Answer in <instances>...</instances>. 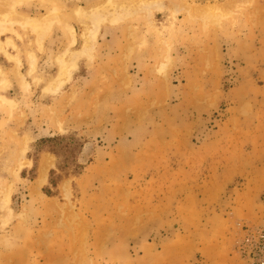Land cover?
<instances>
[{"label":"rangeland","instance_id":"1","mask_svg":"<svg viewBox=\"0 0 264 264\" xmlns=\"http://www.w3.org/2000/svg\"><path fill=\"white\" fill-rule=\"evenodd\" d=\"M140 1L0 7V264H264V0Z\"/></svg>","mask_w":264,"mask_h":264},{"label":"bare ground","instance_id":"2","mask_svg":"<svg viewBox=\"0 0 264 264\" xmlns=\"http://www.w3.org/2000/svg\"><path fill=\"white\" fill-rule=\"evenodd\" d=\"M22 1L23 0H0V7H2L4 5L6 8H9V10H10L11 8L12 9L15 8V5H17L18 3H21ZM33 1H36V3L38 5H40L41 8H43L46 13H39V15L35 16V17L34 16L29 17V16H27V14L24 13L25 15L20 14L16 20L19 23H22L23 25H27V26H31V27L34 26L35 29H37L38 27H41V26H44V27L45 26H52V23L55 20H57L58 23L63 24L65 26L66 30L70 33V36L72 37L71 40H72L73 44L76 42V36H75L76 35V29L70 24L71 23L70 20L71 21L75 20L78 23L80 22L85 27V29H84L85 30L84 31V39L85 40H84V45L82 44L83 48L81 50L84 49V52H82V53H86V54H89L92 51L94 41L96 38V34L98 33V31L100 29V22H101L100 20H102L103 19L102 17L105 16L104 11L94 12V13H93V11L96 8L98 9V7L105 2H107L108 5H111V2H112V0H104L103 3H102L103 0H88L86 8L79 6L77 3H72L71 7L68 8V10H63V7L61 6V2L63 3V0H33ZM159 1L160 0H153L152 2H154L156 6H159L160 5ZM178 1L179 0H177V2ZM196 1L197 0H193L190 3H185L184 7L191 10V12H192L193 10H192V8L189 7V4L195 3ZM200 1L202 2L203 0H200ZM206 3H208V9L210 11H215V9H216V6L214 5L215 2H209L207 0ZM140 4L146 10H148L149 7L151 6L149 1H147V0H141ZM57 6L59 8V12L57 11ZM95 6H97V7H95ZM182 6L183 5H180V7H182ZM195 7L197 9L201 8L200 6H195ZM107 8H109V7H107ZM87 10H89L93 14L91 15ZM99 11H101V9ZM55 12H57V13H55ZM108 12H110V11L108 10ZM129 14H132V12ZM200 14H202V13H200ZM120 17H121V15H119L115 20H113L114 23L118 22V20H119L118 18H120ZM85 19H87L88 21H86ZM9 41H10V39H9ZM81 50L80 51L77 50L76 55L81 54ZM32 56H34V55H32ZM76 58L77 57H75V59ZM73 59H74V57H73ZM60 63H61V65H60L61 73H60V76L57 77V79L55 80V81H57L56 87H58V88L60 86H62L63 83H65L66 80H64V79L69 80V78H70V72H69V68H68L67 64L63 60ZM46 66H48V65H46ZM44 67L45 66H43V68ZM33 71H34V67H33V69L31 68V70H29V72H33ZM0 101L6 103V105L11 102L10 99H8L7 97H4V96H0ZM45 177H46V168L44 170H42V174H41L40 179L38 181V186L42 185L45 182Z\"/></svg>","mask_w":264,"mask_h":264},{"label":"crops","instance_id":"3","mask_svg":"<svg viewBox=\"0 0 264 264\" xmlns=\"http://www.w3.org/2000/svg\"><path fill=\"white\" fill-rule=\"evenodd\" d=\"M33 6H34L36 9H38L39 13H43V11H45L43 8L35 6V5H34V2L30 5V7L34 8ZM39 13H37V14H39ZM45 13H46V12H45ZM27 16H29V15H27ZM33 16L35 17V16H38V15H33ZM29 17H31V16H29Z\"/></svg>","mask_w":264,"mask_h":264},{"label":"trees","instance_id":"4","mask_svg":"<svg viewBox=\"0 0 264 264\" xmlns=\"http://www.w3.org/2000/svg\"><path fill=\"white\" fill-rule=\"evenodd\" d=\"M49 191V190H48ZM49 193H51V192H49Z\"/></svg>","mask_w":264,"mask_h":264}]
</instances>
